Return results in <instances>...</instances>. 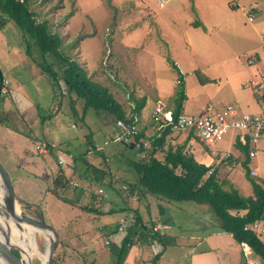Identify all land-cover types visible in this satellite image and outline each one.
Masks as SVG:
<instances>
[{
	"label": "crops",
	"instance_id": "crops-1",
	"mask_svg": "<svg viewBox=\"0 0 264 264\" xmlns=\"http://www.w3.org/2000/svg\"><path fill=\"white\" fill-rule=\"evenodd\" d=\"M111 1L113 2L111 6L113 11L110 13L107 11L106 14L110 23L108 26L103 27L102 32V37L108 39L110 49L108 50L105 48V52L108 53L107 59L104 61L106 54L104 53L100 60V66L102 69H107V71L116 78L115 83H109L110 87L114 88L116 87L115 84H120L119 86L124 89V98L122 97V100L121 98H116L123 110L127 113L131 110L128 106L129 101L134 107L136 101L141 100L143 102L138 113H135L136 126L137 133L140 135L139 139L148 141L149 137L154 134L157 136L159 132L163 131L157 132L148 119V115L153 110L155 104L161 102L164 109L170 112L172 109L171 99L178 84L176 77L177 72L173 63H177L183 71L174 53L183 51L186 54L191 50L192 46L189 34L191 32L194 33L199 40L205 35L202 32H207V28L205 22L202 23L201 19L196 21L195 18H183L182 22L176 23L175 17L178 16L179 13H176L174 11L175 9L172 13L170 11L169 14L158 17L157 12H154L152 15L150 14L145 2L137 0ZM65 2L66 0H62L56 8L50 9L45 15H39V13H45L44 10H42L43 12H39L31 8L29 4L28 5L29 9L34 12L35 19L38 21H45L49 31L58 36L60 39L59 48L61 52L69 57L70 60L78 63L86 72L87 76L91 75L93 80L100 82L98 79L103 75H100L96 64L99 47L97 41L94 40L97 31L90 29L83 21H81L79 26L78 24L74 25L72 23V14H69L66 19L63 20L62 16L67 9ZM73 2L75 4V11L78 9L79 0H73ZM163 7L164 6L160 8L162 9ZM117 9H119V13H116ZM169 19L174 21L177 26L173 25ZM198 22L203 26V30L199 26H193V29L200 28V31L188 28L191 25H197ZM83 26H85L86 32L81 34V36L75 37ZM2 27L3 26L0 28ZM173 27L174 29L171 30ZM178 27L183 28V32L178 33L181 40H176L175 37ZM255 28L258 37V33L264 30V21ZM0 37L2 36L0 35ZM73 38H78L79 41L77 40L76 43L74 41V45L72 46L69 44L67 52H65L64 46ZM5 44L7 47L6 42ZM106 44L107 43L104 42V45ZM241 44L242 40L235 45L236 49H238V46ZM177 48H179V50H177ZM131 50L134 51V55L131 54ZM252 50L253 51L244 53L245 56L253 54L255 51L259 53L255 56L253 64H248L253 65L249 70L250 76L253 75L250 80L255 78L260 70L264 69V54L259 50V43ZM164 53L171 55L172 59L170 65L163 57ZM31 62L34 64L33 61ZM149 62L152 66L148 76L142 73L137 76L134 72L132 73V66L134 64L139 66L145 63L148 64ZM220 63L226 65H223L221 68L229 73L226 76H222L224 80H226L227 77L237 78V76H239L238 70L231 62L220 61ZM103 65L105 67H103ZM41 72L40 69L36 70L34 73L36 76L34 77L41 76ZM98 75H100V77ZM204 77L207 81L221 79L220 76L204 75ZM1 78L8 81L7 89L9 92L7 95H0V118L5 117L4 121L0 123V163L10 176L16 201H21L36 207L39 218L44 219L46 223L50 224L55 229L58 236L56 252L59 248V244L63 247L64 259L62 264H108L106 262L109 251H111V248H114L111 252L117 253L120 242L125 236L121 231L117 230L118 222L131 220L133 225V220L136 215L145 223H153L155 219H158V222L161 224L158 230V240H148L144 234L141 237L139 236L138 240L127 248L121 264H264V258H261L257 253L251 251L245 243H238L230 233L221 231L219 229L218 219H211L208 215H203L202 219H200L198 216H190L188 212H185L183 216H178V206H174L169 202L157 200L154 196L149 194H140L136 190H133L132 193L128 192V184L132 182L134 175L130 174L131 180H129L130 176L115 178L113 174L115 167L113 169L107 167L105 172L111 180L119 181L121 185L120 188L123 192L118 193L116 197H111L112 205H110L109 200H102L97 204L96 210L92 211L91 215L88 214V221L100 220V223L93 228V230L87 229L85 236L79 229L80 225L75 220V218L80 215V212H84V210H82V206L84 205L79 203L82 194L76 190L66 189V192H68L66 195L61 193V195H63L61 197H66L74 201L71 205L73 207L72 209H68L70 204L66 202L65 204L59 201L57 202L52 196L45 195L47 194L45 190L49 189L50 186L42 191L39 199H35L34 201L26 194L18 192L14 185L11 171L19 174L17 177L23 173H26L28 176H33L28 178L35 182L39 181V178H41L40 176L37 177V175L44 173V170L40 171L37 169L42 166L41 162L38 164L31 157L34 142L35 144H46L47 152L45 154L41 156L40 154H33L43 160V163L47 166V172L49 171L51 173L48 161L50 163L51 160H54L55 164H57L56 161L60 159V157L55 156V148L58 149V147L56 146L54 148L53 137H47L48 139L42 140L37 139V136L33 137L30 135L29 137V134H24L23 131H20V126L29 128L38 120V117H40V122L43 119V117L38 114L35 89H33L32 93H29L30 89L28 87L15 82L12 80L11 76L9 79L6 76L2 77L0 74V80ZM47 85L49 89L46 93V100L52 97L55 92L49 80L47 81ZM106 87L113 95L114 91L110 90L108 86ZM115 90L118 94L119 91L117 87ZM50 91L52 93H50ZM32 95L35 97H32ZM184 97L185 98L181 102L179 113H187L185 110L187 105L185 93ZM239 97L245 99V104L250 105L254 110H243L234 102L228 101L222 96H219L217 99L213 100V102L219 104L233 103L242 111L249 112H261L264 109V91L261 93L252 91L250 95L239 94ZM207 102H210V100L206 101L202 108ZM53 109L57 111L58 107L53 106ZM9 112H14L16 126L7 124L6 119L7 113ZM42 124L44 125V123ZM5 125H7V127ZM228 132H232V136L235 137V142H233V140L228 141L229 145L233 147V151L226 148L225 152L222 154L219 150L214 149L215 143L212 146H207L199 141L192 133L167 132L161 146L155 149L153 157L157 160H162L168 147H171V149L181 147L183 152L192 155L199 163L214 168L217 177L225 181L223 184L224 188L232 187L240 195L250 196L252 194L249 182L250 179L261 185L262 182L264 183V179L261 178V175L264 174V162L260 159L256 160L254 166L251 165L250 159L256 155V149L253 147L254 145L242 144L239 140V133L237 131ZM42 136H46V132L42 134ZM260 136L261 135H259L258 139ZM21 139L24 143H21ZM28 141H32L31 146L27 145ZM86 141L84 144L85 146L94 144V141L88 140L87 137ZM111 143L112 142H110V144ZM110 144L107 145V149L110 147L113 148V145L110 146ZM128 149H126L127 151L124 150L125 152L118 151L117 153L119 155L126 154L128 157H125L126 163L129 159L137 156V149L135 147L134 149ZM85 150L87 151L86 148ZM60 151L62 152V149ZM130 151H133V154L130 153ZM249 151L254 152L252 156H248ZM28 152L30 153L28 154ZM107 152L108 150L106 151V155H104L105 158H107ZM66 153H69V151ZM226 153L228 156H225ZM95 154L98 153H93V155ZM70 157L73 160L72 163L75 162L76 157L71 153ZM111 157L117 158L116 154ZM100 166L99 168H101ZM237 168L240 170H236ZM243 168H246V170H243ZM59 169H61L68 178L85 182L94 190L95 185H91L88 179L79 176V169L76 171L75 165L71 163H65L64 167L58 165V168L50 174L51 180ZM124 169L130 170L128 167H124ZM250 170L255 174H250ZM131 173L133 172L131 171ZM76 175H78V177H76ZM17 181L19 182V180ZM23 181H26V179L23 178ZM90 193L92 192L85 193L87 195L84 199V204L92 207L95 202L90 200L93 197L89 195ZM113 201H115V204ZM157 201L158 205L156 204ZM118 202H120L119 206L116 205ZM128 208H131V211H127ZM188 208L195 212L200 206L195 204ZM185 210V207L182 208V211ZM162 213H168L170 221L168 224H162L159 221V215ZM229 213L240 215L244 213V210H229ZM149 225L150 224H148V226ZM80 236L81 240H79ZM105 240H108L107 245L104 243ZM102 248H104L106 253L101 251Z\"/></svg>",
	"mask_w": 264,
	"mask_h": 264
},
{
	"label": "rangeland",
	"instance_id": "rangeland-1",
	"mask_svg": "<svg viewBox=\"0 0 264 264\" xmlns=\"http://www.w3.org/2000/svg\"><path fill=\"white\" fill-rule=\"evenodd\" d=\"M28 1L31 8H34L39 12H43L42 10L45 11V13H39V15H45L50 9L56 8L62 0ZM137 1L145 2L150 14L152 15L154 12H157L158 17L164 14H169L170 11L172 13L175 9L174 11L179 13L178 16L175 17L176 23L182 22L183 18L185 19L187 17L192 19L195 18L196 21L201 19L202 23L205 22L207 32H202L205 35L201 39L198 40L196 35L192 32L189 34V38L192 42L191 50L186 54L183 51H177L174 53L176 60L179 62V65L185 73L182 84L183 93H185L187 97V105L185 108L187 113H200L202 106L206 101L210 100V102H213V100L217 99L219 96H222L228 101L234 102L243 110H254L250 105L245 104L246 100L241 99L239 94L250 95V93L255 90L248 84L250 78L253 76H250L249 72L253 65L246 64L245 58L246 56L251 55L254 57L255 61V56L259 53L255 51L253 54H248L246 56L244 53L247 51H253L252 49L260 42L255 27L264 21V0H168L162 9L156 7L151 0ZM112 3L111 0H79L78 9L74 11L75 4L73 0H66L65 6L67 9L62 17L63 20H65L69 14H72V23L74 25L78 24L79 26L81 21H83L90 29L97 31V34L94 37V40L97 41L99 47L96 64L100 75H103L101 77L98 75L100 77L98 81H100V84L108 86L110 90L114 91L113 96L115 99L121 98L122 100L125 94L124 89L119 86L120 84H115L120 92L117 94L115 90L116 87L112 88L109 86V83H115L116 78L113 75L108 76L100 66V60L104 53H106L105 48L108 50L110 49L108 39L102 37V32L103 27L108 26L110 23L106 14L107 11H109V13L113 11L111 8ZM249 6H253L258 10L257 13H254V19L251 22L246 20V10ZM116 13H119V9L116 10ZM170 22L177 26L174 21L170 20ZM2 26L3 27L0 28V35L2 36L0 37V74L2 77L6 76L9 79L11 76L12 80L15 82H18L20 85H25L30 89L29 93H32L33 89H35L38 114L43 117L41 122L40 117H38V120L29 128L20 126V131H23L24 134H29V137L30 135L33 137L37 136V139L42 140L48 139L47 137H53V139H49L53 140L54 148L56 146L58 147V149L55 148V156L60 157L63 164H74L76 171L78 169L84 170L86 164H88L98 167L101 165L100 167L102 169L104 168V171H106L107 167H110L111 169L115 167L113 170L115 178H125L130 176V174L134 175L130 170L124 169V167H128L125 160V157L128 158L126 154H117L118 151L127 150L122 144L111 141L114 124L113 117L105 112H95L91 108H88L85 113L82 114L83 101L73 93L65 94L63 91L65 85L62 80H58V85L54 87V94H51L52 97L46 100V93L49 89V86L47 85V75L46 73L41 72V76L34 77L36 76L34 73L36 70H39L36 62L43 63L46 61L47 63H52V57L48 55L42 56L39 53L38 48L35 45L30 44V40H28L29 46L26 47V37L22 36L19 28L11 20H5ZM193 26H199L203 30V26L200 22H198L197 25H191L188 27L192 30L200 31V28L193 29ZM172 29H174V27L171 28V30ZM85 32L86 28L83 26V28L77 32L75 37L81 36V34H84ZM182 32L183 28L178 27L175 35L176 40H181L178 33ZM74 39L75 38L64 46L65 52H67L69 44L72 46L74 45V41L75 43L77 40L79 41L78 38ZM240 40H242V44L236 49L235 45L239 43ZM5 42L7 43V47ZM104 42L107 44L104 45ZM26 48H28V54L25 52ZM177 50H179V48H177ZM131 54L134 55L133 50H131ZM107 55L108 53L105 54L104 61L107 59ZM163 57L170 65L172 59L171 55L164 53ZM31 61H33L36 67ZM220 61L231 62L238 70L239 76H237V78L227 77V79L224 80L222 76H226L229 73L221 68L224 64L220 63ZM51 65L52 70H55V64ZM151 66L152 64L150 62L139 66L134 64L132 66V73L134 72L137 76L140 73L148 76L149 72H151ZM57 70L58 69H56V71ZM204 75L220 76L221 79L210 80L200 84L198 77H204ZM88 77L93 80L91 75ZM50 93L52 92L50 91ZM32 97L35 96L32 95ZM53 106L58 107V110H54ZM6 122L11 126H16L14 112L7 113ZM42 123H44V125ZM5 126L7 127V125ZM45 132L46 136H42ZM232 134V132H228L221 141L215 143L214 149L219 150L222 154L225 152L226 148L233 151V147L228 143L229 140L235 142V137L232 136ZM260 135L257 143L253 146L256 149V155L250 159V164L253 166L255 165L256 160L261 159L264 162V131H262ZM86 137L88 140L94 141V144L101 145L103 150L95 155H93V153L96 152L93 150L86 151L84 145ZM20 141L21 143H24L22 139ZM104 141H107V144H103ZM110 142L112 143L110 144ZM34 144L31 157L36 163L40 164L39 162H41L42 166L37 169L40 171L44 170V173L40 175L36 174L37 177H41L39 178V181L35 182L34 180H31L28 177L33 176H28L26 173L17 177L19 174L11 171L16 190L22 194H26L33 201L39 199L42 191L50 186V174L58 168V165L55 164L54 160H51L50 163L48 161L51 173L49 171L47 172V166L43 163V160L35 156ZM109 144L110 146L113 145V148L110 147L107 149L106 147ZM27 145L31 146L32 141H28ZM61 149L62 152L60 151ZM107 150V160L104 161L103 156L106 155ZM67 151H69V153H66ZM29 153L30 152H28V154ZM70 153L78 160L75 158V162L72 163L73 160L70 157ZM130 153L133 154V151H130ZM115 154L117 158H112L111 156ZM236 170L240 169L237 168ZM243 170H246V168H243ZM106 176L107 174L104 175L105 178ZM76 177H78V175H76ZM23 178H25L26 181H23ZM17 180H19V182ZM129 180H131V176ZM94 185L98 187L100 184L94 183ZM120 187L121 185L119 181H116L115 189H119ZM102 188L107 195L110 194V187H107V185L104 184ZM66 189L69 188H65L59 194L61 195V193H64V195H66L68 193L66 192ZM120 190L122 193L123 190L121 188ZM80 194L82 195L80 196L79 203L86 207L84 199L87 194ZM70 200L71 199L66 198L67 202H70ZM170 203L179 207L178 216H183L185 212H188L190 216H198L200 219H202L203 215H208L211 219H217L210 208L206 205H199L200 208L196 209L194 212L192 209L188 208L191 207V205H195L192 202L180 201ZM17 204L21 211L26 212L18 201ZM156 204L158 205V201ZM116 205L119 206L120 202ZM184 207L186 210L182 211V208ZM154 212L156 213L155 209ZM91 213L92 212L87 211L80 212V215L75 218L76 222L80 225L79 229L84 236L87 233V229L93 230V228L100 223V220H93L92 222L87 220L88 214L91 215ZM0 225H2V221H0ZM33 235L32 239L33 242H35L34 245L37 251L43 253L48 242L37 231H34ZM79 240H81V236L79 237ZM113 250L114 248H111V251ZM101 251L106 253L104 248H102ZM111 251H109V256H107L108 259L106 263L108 264H114L116 261L115 253ZM31 261L33 264H41L36 255H31Z\"/></svg>",
	"mask_w": 264,
	"mask_h": 264
},
{
	"label": "trees",
	"instance_id": "trees-1",
	"mask_svg": "<svg viewBox=\"0 0 264 264\" xmlns=\"http://www.w3.org/2000/svg\"><path fill=\"white\" fill-rule=\"evenodd\" d=\"M34 15V12L29 9L28 0H0V27L5 20H11L19 28L22 36L26 37V47L29 46L28 40H30V44L35 45L42 56L48 55L52 57V63H47L46 61L43 63L35 62L39 69L46 73L47 79L53 87L58 85L59 76L65 85L64 93H73L83 101L82 114L88 108H91L95 112H105L111 115L113 121L117 118H121L126 122L129 121L130 111L127 113L123 110L120 103L117 102L106 86L91 80L77 63L64 55L59 48L60 39L58 36L49 31L45 21L36 20ZM25 52L28 54V48H26ZM51 64H55V70H52ZM56 69L58 70L56 71ZM198 81L203 84L207 79L199 76ZM184 98L181 81L177 84L171 99L172 118H175L179 113L181 102ZM142 103L141 100L136 101L135 107L131 112L138 113ZM4 118H0V123L4 121ZM167 132L169 131L165 127L157 136L154 134L148 138L149 147L144 150L145 157L139 158L137 155L132 159H127V166L134 174L132 182L128 184V192L132 193L133 190H136L140 194H149L157 200L169 203L189 201L197 205H206L218 219L221 231L230 233L236 242L245 243L251 251L264 258V242L260 241L253 232L243 229L246 223L262 218L264 183L262 182L261 185L250 179L252 194L250 196L240 195L232 187L224 188L223 184L225 181L217 177L214 168L199 163L192 155L183 152L181 147H175L174 149L168 147L162 160H157L153 157V154L155 149L161 146ZM139 136V133H137L134 141L138 140ZM122 145L125 149H134V143ZM99 152L97 151L96 153ZM103 160L106 161L105 156H103ZM78 171V175L88 179L91 185L96 183L100 184L98 187L101 186V188L104 184L110 187L109 195L106 194L103 188L101 193H97L91 189V186L87 191L82 192H92L89 194L93 196L90 200L95 202L92 207L83 206L82 210L92 212L96 210L97 204L102 200H109L110 205H112V198L116 197L121 191L120 188L115 189L116 181L111 180L108 175L105 178L106 172L97 166H88L86 164L84 170ZM67 179L68 177L64 172L59 169L52 177L50 188L45 190V193H47L45 195L52 196L57 202L70 204L68 209H72L71 205L74 201L70 200V202H67L66 198L61 197L59 194L66 188L65 182ZM94 188H97V186ZM113 202L115 204V201ZM19 203L25 209L27 215L40 219L36 207L21 201ZM128 210L131 211V208H128ZM229 210H244V213L240 215L230 214ZM133 221L134 224L127 230L120 242L117 253H115L116 261L114 264L122 263L127 248L132 244V234L137 233V240L143 234L148 240H158V232L151 231L152 222H142L138 215L134 217ZM148 223L150 224L149 226ZM63 259V247L59 244L57 252L53 254L52 264H62Z\"/></svg>",
	"mask_w": 264,
	"mask_h": 264
},
{
	"label": "built area",
	"instance_id": "built-area-1",
	"mask_svg": "<svg viewBox=\"0 0 264 264\" xmlns=\"http://www.w3.org/2000/svg\"><path fill=\"white\" fill-rule=\"evenodd\" d=\"M151 1L156 7L160 8L164 6L168 0ZM256 12L257 10L255 7L249 6L246 10V20L251 22ZM258 38L260 40L259 50L264 54V31L258 33ZM245 61L247 64H253L254 57L248 55ZM173 65L175 66L177 82L179 83L184 80L185 73L180 69L177 63L174 62ZM103 67L105 66L103 65ZM103 70L107 72L108 76L112 75L107 69ZM0 83V95H7L9 92L7 89L8 81L1 78ZM249 86L254 88V91L260 93L264 91V69L260 70L255 78L249 81ZM128 106L131 109L129 121L126 122L121 118L114 120L111 141L125 145L134 143L138 157L143 158L145 157L144 150L149 147V142L140 139L134 141V137L137 134L136 114L135 112H131L134 109V105H132L130 101L128 102ZM148 119L157 132L166 127L169 132L173 133H192L199 141L207 146H212L214 143L220 141L228 131H237L239 133V140L242 144L254 145L261 132L264 131V109L261 112L242 111L233 103L219 104L216 102H207L198 114L178 113L175 118H172L171 112L164 109L163 104L158 102L149 113ZM103 144H107V141H104ZM86 149L93 150L94 152L103 150L101 145L96 144L87 145ZM34 151L36 154H45L47 152L46 144H35ZM253 153V151H249L248 156H252ZM225 156H228V154L226 153ZM105 160H107V158H105ZM56 163L61 167L65 166L60 159H58ZM207 173H209V171H207ZM250 174L254 175L255 173L250 170ZM261 178L264 179V174L261 175ZM65 187L82 193L87 191L90 185L80 180L68 178L65 182ZM94 190L97 193L102 192L101 187L94 188ZM261 217V219H255L246 223L243 229L253 232L260 241L264 242V209L261 213ZM131 226V220L119 221L117 230L125 235ZM160 227L161 224L158 222V219H155L151 225V231L158 232ZM131 240L132 243L137 241V233L132 234ZM104 243L107 245L108 240H105Z\"/></svg>",
	"mask_w": 264,
	"mask_h": 264
},
{
	"label": "water",
	"instance_id": "water-1",
	"mask_svg": "<svg viewBox=\"0 0 264 264\" xmlns=\"http://www.w3.org/2000/svg\"><path fill=\"white\" fill-rule=\"evenodd\" d=\"M58 80H60L59 76H58ZM0 192H2V195H3V210L0 211V218H1L0 221H2V225L4 228L2 229L1 227L2 225H0V231H1L0 253L3 255V256H0V264H2V261L4 264H27L26 263L27 258L25 257V253L17 250L15 246L10 244V236L12 234L13 228L23 233V229L17 223L20 221V219L16 215L15 206H17V209L19 210L22 218L26 220L30 225L45 226V227L51 228L54 231L55 233L54 239L51 242H48L47 244V249L49 251V257H48L46 264H52L53 254L56 253V249L58 246V236L56 234L55 229L50 224L46 223L44 219L42 218L35 219L27 215L24 211L20 210L19 205L17 204V201L14 197L10 176L1 163H0ZM159 221L162 224H168L170 222L168 213L160 214ZM171 224H172V221H171ZM28 264H33L31 261V257L28 259Z\"/></svg>",
	"mask_w": 264,
	"mask_h": 264
},
{
	"label": "bare ground",
	"instance_id": "bare-ground-1",
	"mask_svg": "<svg viewBox=\"0 0 264 264\" xmlns=\"http://www.w3.org/2000/svg\"><path fill=\"white\" fill-rule=\"evenodd\" d=\"M15 207H16V215L20 219V221L17 223L23 229V233L13 228L12 234L10 236V244L15 246L17 250L25 253V257L27 258V261H26L27 264H28V259L31 257V255H36V257H38V259L40 260L41 264H46L48 257H49V251L47 249V246L43 253H40L39 251H37L34 245L35 242H33V239H32V235L34 231H37L44 237V239L47 242H51L55 236L54 231L49 227L30 225L26 220L22 218L19 210L17 209V206ZM2 210H3V195H2V192H0V211ZM2 229L4 228L2 227ZM0 235H1V231H0ZM0 256H3V255L0 253ZM2 264H4L3 261H2Z\"/></svg>",
	"mask_w": 264,
	"mask_h": 264
}]
</instances>
